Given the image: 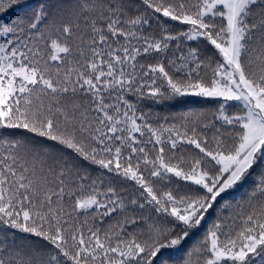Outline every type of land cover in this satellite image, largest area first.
<instances>
[{
    "label": "snow or ice",
    "instance_id": "snow-or-ice-1",
    "mask_svg": "<svg viewBox=\"0 0 264 264\" xmlns=\"http://www.w3.org/2000/svg\"><path fill=\"white\" fill-rule=\"evenodd\" d=\"M0 264H264V0H0Z\"/></svg>",
    "mask_w": 264,
    "mask_h": 264
},
{
    "label": "trees",
    "instance_id": "trees-1",
    "mask_svg": "<svg viewBox=\"0 0 264 264\" xmlns=\"http://www.w3.org/2000/svg\"><path fill=\"white\" fill-rule=\"evenodd\" d=\"M40 0H31V3L38 4ZM216 104L207 98L201 97H183L178 100L168 101L163 104H150L145 102L144 110L148 112L149 110L153 114H159L160 116H172L180 112L186 111H203L212 112L215 110ZM239 194H236V199H239Z\"/></svg>",
    "mask_w": 264,
    "mask_h": 264
}]
</instances>
